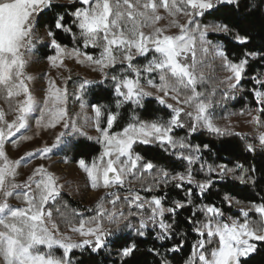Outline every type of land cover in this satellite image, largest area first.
<instances>
[{
    "label": "snow or ice",
    "instance_id": "snow-or-ice-1",
    "mask_svg": "<svg viewBox=\"0 0 264 264\" xmlns=\"http://www.w3.org/2000/svg\"><path fill=\"white\" fill-rule=\"evenodd\" d=\"M79 3L82 7L73 13L75 18L73 24L79 29V38L84 47L91 45L101 49L99 58L87 53L84 54L85 58L98 65L101 71L108 67L115 68L117 62L121 64L126 62L127 66L120 74L111 76L114 90L117 96L122 98L116 101L117 109L126 102L142 106L143 98L151 95L140 83L142 71L149 74L158 73L159 84H154L152 80H148V84L165 96L171 94V98L178 104L191 109L185 111L184 107H173L168 104L166 107L172 109L169 119L143 121L136 118L122 130L113 132L110 130L118 121L119 112L93 105L95 127L100 133L96 139L103 148L99 159L101 161L107 159L103 167L98 166L95 161L88 165L85 160H79L80 167L91 180V186L93 188L122 186L127 176H134L139 162L143 159L133 151L136 143L159 144L165 151L170 148L173 154L189 165L186 172L173 175L166 169H160L153 177L155 185H167L170 181H180L176 187H182L184 182L192 184L194 177L190 166L199 159L201 146H193L185 138L176 137L174 129L187 128L188 134H195L200 128H204L212 133L223 134L211 118L209 112L212 107L211 100L197 90L198 84L203 80V75L197 74L196 71L197 41L205 54L209 52L206 45H210V42L206 41L205 31L195 23L194 18L204 15L206 11L219 4H231L233 0H215V3L213 0H79ZM51 6L52 0H0V97L8 101L10 111L16 114L15 119L9 122L5 119L4 111L0 109V264H72L69 253L73 249L91 245L93 250H98L104 246L106 237L111 235V231L104 228L105 219L117 225L121 218L127 219L122 211L119 214L115 210L109 211L105 207L104 198H101L96 206V215L80 219L78 225H72L71 220L65 217L73 233L93 238L74 242L71 236L59 232L58 226L53 222L52 211L46 207L60 194L61 186L57 183V177L40 166L27 181L17 183V168L20 161L9 160L4 151L5 141L20 133L22 129H27L29 120L36 113L37 126L46 121L50 127L61 123L69 130L60 133L55 143L38 150V153L47 154L60 144L74 149L75 145L66 143L64 138L72 133L83 134L75 122L69 124L65 119L68 115L67 88L62 89L57 87L54 81H49L47 95L42 101H37L28 87L27 82L32 78L25 72L26 53L32 49L37 16ZM160 8L172 17L178 14L189 17L188 23L180 24L173 19L171 24L178 28L179 32L174 35L166 34V29L155 27L158 21L164 19L158 14ZM63 20V17H57L55 28L70 32L71 28L66 27ZM145 28L152 30L145 32ZM216 30L227 32L228 25H218ZM48 35L53 37L51 43L57 50L56 57H49L55 63L63 49L51 30ZM236 39L241 43L247 42V37L237 35ZM72 51L77 56L80 55L79 49L74 48ZM149 53L152 54V59L148 60L142 69L134 65L133 61L137 57L147 58ZM215 55L222 59L224 66L233 74L227 79L229 81L234 79L239 83L245 72L247 60L231 62L226 53L218 47ZM107 78L105 73V79ZM257 82L264 86V81ZM92 83L95 81H83L79 84L78 91L83 92L85 86ZM229 87L234 88L236 84L230 83ZM255 95L258 103L264 104V92H256ZM21 97L23 99H20ZM158 99L161 104L165 103L162 97ZM83 107L84 104L81 102V108ZM260 111L264 112V108ZM101 117H104L106 126H101ZM183 117H188L191 122L187 123ZM20 138L31 137L22 135ZM259 140L264 145V134L260 135ZM203 147L207 148V145ZM185 150L188 154H185ZM38 153H30L29 156ZM141 167L143 171L151 172L156 165L148 161ZM201 167L203 168V165ZM217 167L219 168L217 175L221 178L235 171L226 165ZM208 171L211 173L216 169L209 166ZM237 178L242 179V175ZM212 185L213 181L206 179L197 183L196 187L203 195ZM147 190L152 189L149 187ZM110 195H114L115 198L109 202L115 206L120 197ZM188 195L191 197V189H188ZM10 198L21 201V204H11ZM124 199L129 207L135 204L140 209L147 203L150 209L148 220L158 223L162 230L158 238L161 240L168 238L171 226L164 222L165 210L161 197L153 196L151 200L146 201L138 193H133ZM224 199L228 201L229 197L225 195ZM188 203H191V199ZM173 204V207L167 209L170 213L185 207L184 202L179 200ZM251 210L261 217L259 223L248 219L249 213L244 209H241L244 217L241 222L232 217L224 220L222 219L224 214L218 207L204 205L200 211L205 213L206 220L200 222L194 229L200 239L193 245L191 258L187 264H241V257H246L255 249V245L250 241H264V234H260L264 233V203L253 204ZM145 227L146 222L141 219L140 229ZM137 231L139 235H144L143 231L139 229ZM181 247L182 244H178L172 250L179 251ZM56 248L63 250L62 255H56ZM135 250L134 244L124 247L122 256L129 257Z\"/></svg>",
    "mask_w": 264,
    "mask_h": 264
},
{
    "label": "trees",
    "instance_id": "trees-1",
    "mask_svg": "<svg viewBox=\"0 0 264 264\" xmlns=\"http://www.w3.org/2000/svg\"><path fill=\"white\" fill-rule=\"evenodd\" d=\"M80 7V4L75 2L54 4L37 16L35 26L48 32L51 30L61 46L70 45L78 48V42L75 41L78 30L73 24L75 19L73 13ZM57 17L64 18L63 22L66 27L71 28L70 32L55 28ZM198 23L214 29L208 34V41L217 44L220 50L226 53L229 61L238 63L241 59L247 60L241 81L232 89H223L225 94L223 99H217L212 104L210 108L212 117L227 119L232 116L254 115L253 122L260 130L256 133L225 130L222 131L223 134L198 130L195 134H188L186 128L176 129L174 131L176 137L185 138L193 146H201L199 159L190 166L194 177L193 183H184L182 187H176L174 183V186L167 187L165 184L157 186L153 182V177L160 169H166L170 175L184 173L189 168L186 161L180 160L170 148L165 151L159 144H135L134 153H138L143 159L138 164L136 172L139 175L135 178L134 186L147 200H151L153 196L162 198L165 210L163 219L171 226L168 238L164 240L158 238L162 231L157 226L156 229L152 226L140 229L139 218L149 216L150 210L135 206L131 209L125 197L121 195L115 206L122 208L124 216L128 219L122 227L131 229L115 233L103 250L93 251L85 247L71 251L69 258L72 264H187L191 258L193 245L200 239L194 229L200 222L206 220L205 213L200 211L204 205L218 207L224 214L222 217L224 220L232 217L242 222L244 217L241 209H244L249 213L248 219L257 223L261 221V217L251 208L253 204L264 203V145L259 140L260 132L264 131V112L260 111L264 104L258 103L255 95L256 92H264V86L257 82L264 81V0H233L231 4H219L206 11ZM223 24L228 25V31H217V26ZM237 35L247 37V42H239L236 39ZM250 53L255 55H247ZM153 78L159 84L158 73L154 74ZM86 99L92 106L106 107L110 111L117 109L114 92L104 85L91 87L86 92ZM118 112L119 118L112 131L121 130L136 118L143 121L167 120L171 114L167 108L160 106L151 98L144 99L142 106L125 104L118 108ZM71 144H74L75 148L68 147L66 152L71 162L80 159L88 162L100 152L99 145L84 139H76ZM204 145H207V148L203 147ZM185 154H188L187 150ZM148 161L156 165L151 172H145L141 167ZM218 165H226L235 171L221 178L217 175ZM209 166L216 171L210 173ZM241 175L242 179L237 178ZM206 179H211L213 185L201 195L196 185ZM149 187L151 191L147 190ZM188 189L192 190L191 197L188 195ZM225 195L229 197L228 201L224 199ZM189 199L191 203H188ZM177 200L184 202L185 207L174 213L168 212L167 209L173 207V202ZM56 204L59 209L58 216L65 215L71 220L72 225L79 223L78 218L82 215L68 194L60 195L54 205ZM86 214L83 217L87 218ZM90 215L93 213L90 212ZM138 229L144 232L143 236L138 234ZM133 244L136 247L135 252L129 257L122 256V249ZM178 244H182L180 250L173 251ZM241 264H264V242L256 243L254 251L243 257Z\"/></svg>",
    "mask_w": 264,
    "mask_h": 264
},
{
    "label": "rangeland",
    "instance_id": "rangeland-1",
    "mask_svg": "<svg viewBox=\"0 0 264 264\" xmlns=\"http://www.w3.org/2000/svg\"><path fill=\"white\" fill-rule=\"evenodd\" d=\"M74 2L80 4L79 0H52V5L70 4ZM213 2L215 3V0H213ZM80 6L82 7L81 4ZM158 14L162 15L164 19L158 21L155 27L166 29V34L169 35H174L179 32V29L175 26H172L171 24L173 19H175L180 24H187L189 20V17H186L183 14H178L176 17L169 16L163 8H160L158 10ZM200 17L201 16H197L194 18L196 24H199L198 20L200 19ZM192 26L194 27L195 24ZM200 26L201 30L205 31V39L206 41H208L207 36L209 33H212L214 29L207 26ZM77 30L78 34L75 36V41L78 42V48L76 46L70 45L61 46L63 52L60 54L55 63H53L49 59V57H56L57 50L52 46V37L48 35V31L46 29H37V27L35 26L32 41V49L30 52L26 53L27 65L25 68V72L28 76L32 78L27 83L31 93L34 95L37 101H42L43 98L47 95L49 81H54L56 86L62 89L67 88L68 95L66 108L68 115L65 119L68 121L69 124L75 122L77 126L81 129L83 134L72 133L71 135L66 136L64 140L66 141V143H71L76 139H84L86 141L94 142L99 145L100 152L98 153V156L94 157L88 162H85L86 164L91 165L93 161H95L98 166L103 167L107 158H105V161H101L99 159L103 148L101 144L97 143L96 138L100 135V133L95 127V114L92 105H89L87 102L86 92L93 86L104 85L105 87L110 88L114 92L116 101L118 99H122L117 96L114 90V82L112 81L111 76L114 74H120V72H122L127 65L126 62L124 64L117 62L115 68L108 67L104 68L103 71H101L98 65L89 62L84 55L85 53H87L88 55H91L94 58H99L101 49L94 48L91 45H89L88 47H84L82 40L79 38V29L77 28ZM151 30V28L144 29L145 32H150ZM206 46L209 47V52L207 54L202 52V50L200 49L199 42L197 41L196 71L197 74L203 75V80L198 84L197 90L203 93L205 97L210 99L213 104L217 101V99H223L225 95L222 91L223 89H232L229 87L230 83L236 85L238 83L234 79L231 81L227 79L233 74L228 68L224 66V62L222 61V59L215 55L216 48L218 47L220 49V47L217 44L212 43ZM74 48L79 49V56H77L72 51ZM85 50H88V52H85ZM151 59L152 54L149 53L147 58L137 57L136 60L133 61V63L134 65L142 69L143 65H145L147 61ZM105 73H107V79H105ZM154 74L157 73L149 74L143 71L141 72L140 83L146 92L151 93V95L145 96L143 100L146 98L154 99L160 106L167 108L170 112H172V109L166 107V105L168 104L173 105V107H184L185 111H190L191 109L187 108L185 105L178 104L176 100H173L171 98V94L169 96H165L156 88L148 84V80H152L154 84H158L153 78ZM85 80L95 81V83L86 85L83 92L78 91L79 84ZM100 81H103V83H100ZM158 97H162L165 103L161 104ZM20 99H23V97H21ZM116 101L114 102L115 106ZM81 102H83L84 104L83 108H81ZM125 104H132L137 106L136 104L130 102H126L123 105ZM0 109L4 111L6 120L11 122L15 119L16 114L10 111L9 103L3 97H0ZM113 111H118V109H114ZM209 112L213 123L222 131L230 130L236 132L256 133L260 130L253 122L254 115H241L237 117L232 116L227 119H215V117H212L210 110ZM35 115H38V113L34 114V117L29 120V127L27 129H22L20 133H16L15 136L10 137L5 141L4 151L9 160L20 161V164L17 168V183H23L27 181V178L32 175L36 168L43 166L44 169H46L48 172L53 173L57 177V183L61 186L60 194L56 198V200L60 197V195L68 194L72 199V203L77 205L80 215H82L80 218H78V220L88 219L90 217H93L94 214L96 215V206L101 198H104L105 207L109 211L115 210L117 211V214H119V212H121L123 209L117 208L109 202L115 198L114 195L110 194H115L118 196L122 195L123 197H130L131 194L138 193L143 200H147L144 195L140 191H138V189L134 186L135 178L139 175L138 172H136L134 176H127L122 186L114 185L110 188H104L102 186L93 188L91 186L90 178L88 177L87 173L80 167L79 161H70V157L66 154L68 147H66L65 144L58 145L56 148L52 149V151L47 154L38 153V150L55 143L56 137L60 133L67 132L69 130L65 129L61 123H58L55 127H50L47 125L46 121L42 122L40 126H37L35 123ZM183 119L187 123L191 122L188 117H183ZM101 126H106L104 123V117H101ZM175 130L176 129H174V131ZM199 130L208 131L204 128H200ZM110 131H112V129ZM262 133H264V131L260 132V134ZM22 135L31 138L21 139L20 137ZM89 137H91V139H89ZM30 153L38 154L29 156ZM173 183L177 184L180 183V181H170L166 186L168 187L170 185H173ZM184 183L187 184V182ZM55 201H50L46 207L52 211V219L53 222L58 226L59 232L65 234L66 236H71L74 242H79L86 238L93 239L90 237H81L77 233H73L71 231V227L65 219L66 216H58V205H54ZM9 202L14 205L21 204V201L16 200L14 198H10ZM134 206L135 204H133L130 208L132 209ZM144 208L149 209L147 203H145ZM90 212H92L93 215H90ZM85 213H87V218L83 217ZM141 219L145 220L146 222L145 228H149L150 226L155 227V229L156 226L160 228L158 223H153L152 221L148 220V216L140 217L139 225ZM127 220L128 219L121 218V222L117 225L109 223L107 219H105L104 228L109 229L111 231V235L106 237L104 246L98 250L105 249L106 244H108L109 240L113 238V235L115 233L125 231L126 229H131L127 227H122V224H124ZM157 220H159V217L157 218ZM230 222L231 221H229V223ZM75 225H78V223H76ZM159 230L162 231L161 229ZM157 234L159 235L160 233ZM258 242L264 241H250V243H253L254 245ZM85 247H88L93 250V247L91 245L75 248L73 250H81ZM44 250L47 251L46 248ZM55 251L57 256L62 255V249L56 248ZM242 258L243 257H241V259Z\"/></svg>",
    "mask_w": 264,
    "mask_h": 264
},
{
    "label": "water",
    "instance_id": "water-1",
    "mask_svg": "<svg viewBox=\"0 0 264 264\" xmlns=\"http://www.w3.org/2000/svg\"><path fill=\"white\" fill-rule=\"evenodd\" d=\"M111 175V174H110Z\"/></svg>",
    "mask_w": 264,
    "mask_h": 264
}]
</instances>
